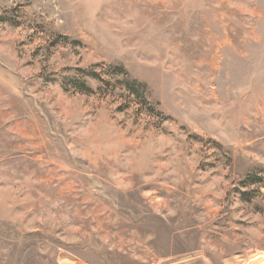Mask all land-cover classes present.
<instances>
[{
  "label": "rangeland",
  "instance_id": "1",
  "mask_svg": "<svg viewBox=\"0 0 264 264\" xmlns=\"http://www.w3.org/2000/svg\"><path fill=\"white\" fill-rule=\"evenodd\" d=\"M0 264H264V0H0Z\"/></svg>",
  "mask_w": 264,
  "mask_h": 264
},
{
  "label": "trees",
  "instance_id": "2",
  "mask_svg": "<svg viewBox=\"0 0 264 264\" xmlns=\"http://www.w3.org/2000/svg\"><path fill=\"white\" fill-rule=\"evenodd\" d=\"M74 85H76V87L81 90V91H91V89H89V87H87L86 83L85 82H79V81H76L74 83ZM136 83H134V86H131L130 88L133 89L134 91H136ZM137 92V91H136Z\"/></svg>",
  "mask_w": 264,
  "mask_h": 264
}]
</instances>
